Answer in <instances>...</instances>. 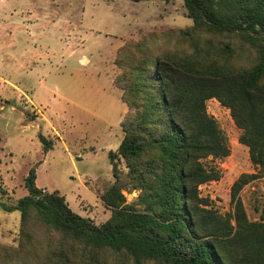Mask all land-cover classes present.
Instances as JSON below:
<instances>
[{
  "label": "trees",
  "instance_id": "obj_1",
  "mask_svg": "<svg viewBox=\"0 0 264 264\" xmlns=\"http://www.w3.org/2000/svg\"><path fill=\"white\" fill-rule=\"evenodd\" d=\"M182 1L192 24L173 33L193 48L191 55L156 50L145 36L116 52L112 84L126 111L117 150L109 152L115 180L101 195L110 218L96 224L73 211L57 190L36 185L32 167L27 193L0 200L1 210L19 212L15 254L33 256L40 247L35 264H264V213L249 219L240 197L264 173V0ZM211 98L229 109L257 169L233 181L224 213L199 192L221 176L202 159L230 152L207 111ZM124 188L139 189L137 199L126 203Z\"/></svg>",
  "mask_w": 264,
  "mask_h": 264
},
{
  "label": "rangeland",
  "instance_id": "obj_2",
  "mask_svg": "<svg viewBox=\"0 0 264 264\" xmlns=\"http://www.w3.org/2000/svg\"><path fill=\"white\" fill-rule=\"evenodd\" d=\"M191 24L182 0H0V200L12 203L25 195L24 178L34 167L38 187L57 190L73 211L96 224L109 219L112 211L101 195L115 180L109 152L117 150L126 110L121 90L111 84L118 71L117 49L145 36L156 50L167 47L187 57L193 48L173 32ZM220 41L214 38L212 47ZM82 56L86 63L80 62ZM41 79L48 89L39 90ZM27 97L33 104L25 102ZM206 106L230 152L221 159H202L221 176L200 185L199 192L224 213L231 209L233 181L257 169L238 141L240 130L229 109L215 98ZM114 162L126 171L122 158ZM122 192L130 203L140 190ZM240 197L248 218L259 219L264 173L244 185ZM19 227L18 211L0 209V264H35L34 255L41 254L40 247L33 256L14 253ZM125 260L122 264H133Z\"/></svg>",
  "mask_w": 264,
  "mask_h": 264
},
{
  "label": "crops",
  "instance_id": "obj_3",
  "mask_svg": "<svg viewBox=\"0 0 264 264\" xmlns=\"http://www.w3.org/2000/svg\"><path fill=\"white\" fill-rule=\"evenodd\" d=\"M82 59H84V62H82ZM79 60H80V62H81L82 64H83V63H86V61H88V59H87L86 56H82ZM112 79H113V77H111V84H112ZM112 85H113V84H112ZM113 86H114V85H113ZM38 87H39V90H41V89H48V88H46L45 81L42 80V79L39 81ZM18 91H20V90L18 89ZM24 95H26V94H24ZM32 95H33L34 97H37V94H35V92H33ZM25 102H29V103L33 104V100H32V98H30V97H27V99H26ZM37 109H38V108H37ZM38 110H39V109H38ZM39 111H40V110H39ZM125 111H126V110H125ZM43 118H44V116H43Z\"/></svg>",
  "mask_w": 264,
  "mask_h": 264
}]
</instances>
